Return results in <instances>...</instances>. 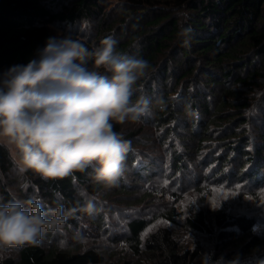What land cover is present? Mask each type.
<instances>
[{"label":"trees","instance_id":"obj_1","mask_svg":"<svg viewBox=\"0 0 264 264\" xmlns=\"http://www.w3.org/2000/svg\"><path fill=\"white\" fill-rule=\"evenodd\" d=\"M105 2L0 0V71L26 63L51 36L72 33L91 48L113 35L118 52L143 57L152 65L140 86L153 101L157 121L166 117L176 121L169 107H179L185 115L182 127L190 141L188 147L193 141L212 142L215 130L220 129L221 136L215 141L228 151L221 162L239 158L242 174L264 181V140L260 139L264 138V0H113L109 8ZM52 26L59 27L60 34L55 35ZM181 26L192 29L190 46L178 37ZM137 42L139 46L134 47ZM174 91L179 93L171 102L169 93ZM160 98L166 102L163 110L156 103ZM190 109L196 116L189 114ZM246 128L259 141L243 138ZM115 130L123 133L122 126ZM139 131H130L124 138ZM247 143L253 144L251 151L245 150ZM247 162L251 167L245 168ZM13 172L8 152L0 148V197L5 201L12 196L22 199L7 190ZM93 176L92 169L63 179L28 173L23 177L27 186L22 195L50 205L59 196L66 207L79 208L83 204L79 192L94 195L102 187ZM87 217L77 212L65 229L80 232V220ZM168 219L173 218L168 215ZM147 225L145 219L127 224L126 240L136 253L141 252ZM185 225L201 237L191 250L182 251L169 230L146 235L142 246L149 257L157 259L156 264H264V230L255 231L256 220L250 215L198 210L185 218ZM51 249L26 246L0 264H94L103 260L91 249Z\"/></svg>","mask_w":264,"mask_h":264},{"label":"clouds","instance_id":"obj_2","mask_svg":"<svg viewBox=\"0 0 264 264\" xmlns=\"http://www.w3.org/2000/svg\"><path fill=\"white\" fill-rule=\"evenodd\" d=\"M191 33L181 26L184 46H190ZM117 45L113 35L91 48L72 33L51 36L26 63L0 71V148L18 177L63 179L92 169L97 184L119 185L133 148L115 127L141 123L153 101L140 86L152 65L118 52ZM156 103L166 107L162 98ZM77 212L94 214L93 199L69 208L59 196L54 206L35 197H0V261L13 250L40 246L50 234L61 237L60 251L69 250L71 241L86 248L85 235L65 232Z\"/></svg>","mask_w":264,"mask_h":264},{"label":"rangeland","instance_id":"obj_3","mask_svg":"<svg viewBox=\"0 0 264 264\" xmlns=\"http://www.w3.org/2000/svg\"><path fill=\"white\" fill-rule=\"evenodd\" d=\"M112 1L106 0V7L109 8ZM52 30L55 35L61 32L57 26H52ZM178 93H169L171 102ZM169 108L173 115H177L176 121L169 117L157 121L152 110L141 123L122 126L123 137L130 131L140 130L127 138L132 142L133 150L126 161L125 176L118 186L102 185L94 195H89L87 191L79 192L83 203L85 198L93 199L96 212L87 214L88 219L80 220V232L88 239L86 248L71 241L73 246L67 251L91 249L103 258L102 262L94 264H156L154 261L157 259L149 257L142 246L146 235L166 229L172 233L182 251L191 250L201 237L185 225V218L206 209L250 215L256 220L255 231L264 230V181L257 182L242 174L239 158L235 159L237 162H221L228 151L225 145L215 141L221 136L220 129L215 130L212 142L198 144L193 141L188 147L190 141L184 137L182 127L185 115L177 106ZM255 115L256 111L252 118ZM245 132L243 138L250 136L251 142L259 141L250 128H246ZM252 148L253 144L247 143L245 150L251 151ZM232 154L235 156V153ZM245 165L249 168L252 163ZM234 167L238 169V174ZM261 173L264 175V168ZM10 178L13 182L7 190L20 194L22 199L28 198L22 195L27 186L25 179L15 172ZM168 215L173 219L169 220ZM135 219L148 222L140 241L142 253H136L126 240L129 237L127 224ZM65 232L69 237L73 234L66 229ZM49 237L41 245L45 249H58L56 244L61 237L51 234ZM9 255L15 256L16 252L13 250Z\"/></svg>","mask_w":264,"mask_h":264}]
</instances>
